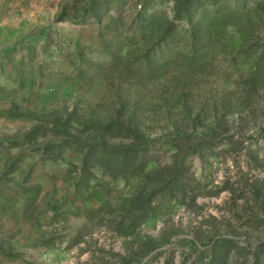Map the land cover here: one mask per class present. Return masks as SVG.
Listing matches in <instances>:
<instances>
[{"label":"rangeland","instance_id":"1","mask_svg":"<svg viewBox=\"0 0 264 264\" xmlns=\"http://www.w3.org/2000/svg\"><path fill=\"white\" fill-rule=\"evenodd\" d=\"M0 264H264V0H0Z\"/></svg>","mask_w":264,"mask_h":264},{"label":"trees","instance_id":"2","mask_svg":"<svg viewBox=\"0 0 264 264\" xmlns=\"http://www.w3.org/2000/svg\"><path fill=\"white\" fill-rule=\"evenodd\" d=\"M174 14L177 17L188 18L190 9L201 0H172Z\"/></svg>","mask_w":264,"mask_h":264}]
</instances>
